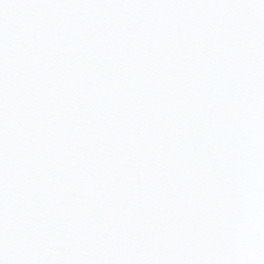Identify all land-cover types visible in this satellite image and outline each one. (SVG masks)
<instances>
[{"label": "snow or ice", "instance_id": "6c2138e0", "mask_svg": "<svg viewBox=\"0 0 264 264\" xmlns=\"http://www.w3.org/2000/svg\"><path fill=\"white\" fill-rule=\"evenodd\" d=\"M0 264H264V0H0Z\"/></svg>", "mask_w": 264, "mask_h": 264}]
</instances>
